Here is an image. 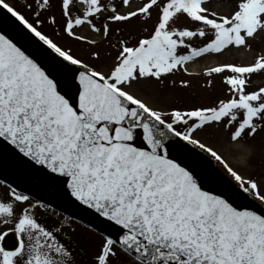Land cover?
<instances>
[{"label":"snow or ice","instance_id":"snow-or-ice-1","mask_svg":"<svg viewBox=\"0 0 264 264\" xmlns=\"http://www.w3.org/2000/svg\"><path fill=\"white\" fill-rule=\"evenodd\" d=\"M208 4L0 0V264H264V173L243 174L196 135L264 134V85L252 87L264 49L202 69L225 85L209 105L166 99L190 86L175 78L190 64L264 39V0ZM133 22L140 32L126 35ZM101 42L116 49L107 66ZM65 204L98 234L90 258Z\"/></svg>","mask_w":264,"mask_h":264},{"label":"rangeland","instance_id":"rangeland-1","mask_svg":"<svg viewBox=\"0 0 264 264\" xmlns=\"http://www.w3.org/2000/svg\"><path fill=\"white\" fill-rule=\"evenodd\" d=\"M13 3L17 5L23 11H27L23 7V0H12ZM138 2V0H137ZM235 0H209V7L215 8L218 11L228 12L234 7ZM147 26V25H143ZM142 25L138 22L130 23L127 26L126 35H135L140 32ZM45 29L52 36L54 40L60 42L61 44L68 45L72 47L73 53L89 60L90 62L96 63L91 60L90 51L92 50L90 46H86L77 41H71L63 33L60 36H56L49 25H45ZM77 31L93 35L88 32L87 26ZM100 39L99 37H96ZM261 49H264V39H257L253 42V47L251 50L245 49H230L228 52L224 53L220 57H205L204 59L196 61L194 64L197 68L195 71H191L192 75H187L184 73L176 74V79H187L190 81V86L187 88L179 86L177 84L173 88L169 89L166 99L169 102H172L173 99L176 101H183L187 105L203 104L209 105L217 97H222L226 95L224 88L225 85L221 81V77L213 75L211 77L206 76L203 72L204 67L212 66L216 61H231L239 63H248L251 62L253 57L256 54H259ZM100 50L103 55V65L107 66L113 62L114 56L116 54V49L110 47L108 44L101 42ZM111 53V55H108ZM243 53H246L245 55ZM208 62H212L207 64ZM190 64V65H194ZM212 79L213 85L209 88L206 85V80ZM259 85H264V74L254 75L252 77V87ZM151 98V97H149ZM204 142L213 146L221 155L227 160V162L238 171L242 172L245 175H256L260 176L261 173H264V134L257 135L255 137H246L244 140L232 142L228 138V134L223 128L208 127L200 132L196 133ZM242 161L243 164L237 163ZM217 164L224 170V165L217 161ZM5 190L3 185L0 184V191ZM76 231L72 233L74 239L78 241L80 246L83 248L86 257L90 258L93 245L98 239V234L90 232L81 226L73 224ZM87 239H82V237Z\"/></svg>","mask_w":264,"mask_h":264},{"label":"water","instance_id":"water-1","mask_svg":"<svg viewBox=\"0 0 264 264\" xmlns=\"http://www.w3.org/2000/svg\"><path fill=\"white\" fill-rule=\"evenodd\" d=\"M5 175H11V173L9 171H6ZM36 194L38 196L39 195H47V193L43 192L42 190H37ZM49 199L50 200H55V197H49ZM63 207H64V209H66V211H61L60 209H57V211L65 214V215H70V216H73V217L79 216V217H81V219H78V220H80V221L83 220V217H84L85 214L82 213V211L79 208H77V207H75L73 205H67V204L63 205ZM91 219H92L91 217H88V220H91ZM83 223L86 224V222H83Z\"/></svg>","mask_w":264,"mask_h":264},{"label":"flooded vegetation","instance_id":"flooded-vegetation-1","mask_svg":"<svg viewBox=\"0 0 264 264\" xmlns=\"http://www.w3.org/2000/svg\"><path fill=\"white\" fill-rule=\"evenodd\" d=\"M63 218V217H62ZM72 223L73 224H76V225H78V226H81V227H83V228H85V229H87V226H85L84 224H82L81 222H79V221H77V220H73L72 221ZM88 230V229H87ZM82 239H87V236L86 237H82Z\"/></svg>","mask_w":264,"mask_h":264},{"label":"bare ground","instance_id":"bare-ground-1","mask_svg":"<svg viewBox=\"0 0 264 264\" xmlns=\"http://www.w3.org/2000/svg\"><path fill=\"white\" fill-rule=\"evenodd\" d=\"M243 54L245 55L246 53H243ZM210 63H212V62H208L207 64H210ZM195 65H196V64H194V65H189V68H190L191 71H195V68H197Z\"/></svg>","mask_w":264,"mask_h":264},{"label":"clouds","instance_id":"clouds-1","mask_svg":"<svg viewBox=\"0 0 264 264\" xmlns=\"http://www.w3.org/2000/svg\"><path fill=\"white\" fill-rule=\"evenodd\" d=\"M237 163H239V164H243V162H242V161H238Z\"/></svg>","mask_w":264,"mask_h":264}]
</instances>
